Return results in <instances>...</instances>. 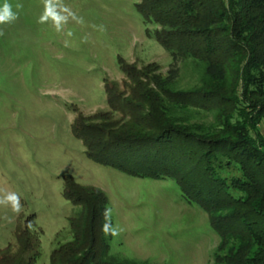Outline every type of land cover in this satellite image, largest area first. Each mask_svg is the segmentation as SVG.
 Wrapping results in <instances>:
<instances>
[{
	"label": "rangeland",
	"instance_id": "1",
	"mask_svg": "<svg viewBox=\"0 0 264 264\" xmlns=\"http://www.w3.org/2000/svg\"><path fill=\"white\" fill-rule=\"evenodd\" d=\"M5 3L15 19L0 24V197L17 194L20 210L0 205V252L15 255L18 235L26 229L38 244L35 264H50L51 253L73 240L68 219L80 209L63 198L67 178L106 196L114 260L215 264L220 240L208 215L189 204L173 181L101 166L86 156L72 133L78 117L96 126L111 121L108 126L141 131L110 109L105 93L111 85L126 99L142 81L137 76L163 79L172 63L155 39L160 27L138 12L140 0H0V8ZM177 67L172 96L204 89L195 63L180 61ZM126 68L133 69L134 79ZM241 94L238 88L239 101ZM163 105L169 121L187 132H202L206 140L226 124L212 108ZM227 107L232 126L237 111L232 104ZM246 133L259 145L264 121L246 127ZM221 161L219 172L229 185L241 179L238 165ZM232 196L241 193L232 190Z\"/></svg>",
	"mask_w": 264,
	"mask_h": 264
},
{
	"label": "trees",
	"instance_id": "2",
	"mask_svg": "<svg viewBox=\"0 0 264 264\" xmlns=\"http://www.w3.org/2000/svg\"><path fill=\"white\" fill-rule=\"evenodd\" d=\"M137 9L144 21L160 27L155 39L172 63L163 79L137 76L142 81L126 99L111 85L106 84L105 93L110 109L141 131L108 126L111 121L96 126L78 117L72 133L86 156L101 166L173 181L189 204L208 215L220 240L215 264H264V140L257 137L258 145L246 133V127L264 121V0H140ZM185 60L199 67L204 89L172 96L177 63ZM125 73L134 79L133 69ZM229 82L234 86H227ZM163 102L212 108L226 124L213 132V139H203L202 132H187L179 122L169 121ZM228 104L238 116L232 126ZM221 160L238 165L241 179L229 185L219 172ZM232 190L241 196L233 197ZM63 198L80 210L68 219L73 240L51 253L50 264H136L109 255L108 201L100 190L65 178ZM17 240V253L0 252V264H35L36 240L26 229Z\"/></svg>",
	"mask_w": 264,
	"mask_h": 264
},
{
	"label": "clouds",
	"instance_id": "3",
	"mask_svg": "<svg viewBox=\"0 0 264 264\" xmlns=\"http://www.w3.org/2000/svg\"><path fill=\"white\" fill-rule=\"evenodd\" d=\"M19 7V5H17ZM15 19V13L11 9V5L5 3L2 8H0V24L10 22ZM11 205L14 212H19L20 204L19 197L15 193H8L0 197V205Z\"/></svg>",
	"mask_w": 264,
	"mask_h": 264
}]
</instances>
